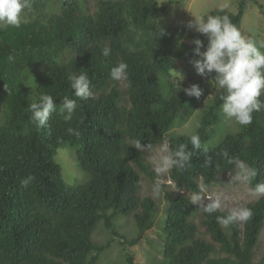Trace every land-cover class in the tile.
Instances as JSON below:
<instances>
[{"label":"trees","instance_id":"trees-1","mask_svg":"<svg viewBox=\"0 0 264 264\" xmlns=\"http://www.w3.org/2000/svg\"><path fill=\"white\" fill-rule=\"evenodd\" d=\"M94 2L90 14L83 0H32L25 13L33 18L19 28L0 30V102L7 110L0 125V264H97L109 247L92 240L98 222L111 241L136 246L152 230L157 206L149 198H138L140 176L155 183V174L134 140L147 148L165 141L168 149L187 144L193 151L190 166L169 172L175 187L187 193L198 194L232 172L237 165L229 160L257 170V177L249 178L251 188L264 181V107L253 113L249 126L212 144L222 123L214 73L197 80L188 77L180 86L198 84L199 99L169 81L178 59L186 54L200 59L192 54L195 46L186 54L178 50L186 30L166 20L164 7L155 0ZM248 2L253 0H239L235 14L215 9L208 15H228L240 31ZM200 39L203 52L207 39ZM105 46L111 48L107 58L101 55ZM119 62L128 64L124 91L110 78ZM83 70L93 92L87 101L73 95L67 80L69 72ZM42 93L54 98L57 111L38 129L29 106ZM65 96L77 99L70 120L59 111ZM124 97L128 107L121 105ZM197 110L200 118L193 134L200 137V150L191 148L190 136L171 135ZM70 127L79 136L70 135ZM63 146L75 150L79 168L88 175L85 184L69 187L62 181L54 156ZM206 157L212 158L207 167ZM28 175L36 179L25 188L21 180ZM166 197L162 257L152 264H255L264 196L247 207L253 212L250 220L227 228L216 220L227 211L208 215L199 210L209 201L197 205L187 196ZM115 216L132 218L136 233L131 240L115 228ZM198 225L209 240L198 237ZM127 260L132 264L131 255Z\"/></svg>","mask_w":264,"mask_h":264},{"label":"clouds","instance_id":"clouds-1","mask_svg":"<svg viewBox=\"0 0 264 264\" xmlns=\"http://www.w3.org/2000/svg\"><path fill=\"white\" fill-rule=\"evenodd\" d=\"M32 0H0V30L6 27L19 28L21 26L23 14L31 8ZM187 29H194L197 33L207 39L205 43L201 39H194L191 43L195 46L192 49L194 57L189 63L194 68L197 75L205 77L213 74V83L218 90H221L220 111L226 123L234 124L239 127L249 126L253 121V113L258 112L264 107V101L260 99L264 95V43H257L252 39H245L238 28L233 25L228 15H207L196 18L194 22L186 25ZM111 54V48L105 46L101 50V55L105 58ZM177 80L179 91L183 90L186 96L199 99L202 90L198 84H192L187 88L181 89L180 84L184 76L173 69ZM128 77V64L119 62L110 70V78L117 82L126 81ZM67 80L73 95L79 100L87 101L93 98L90 87V80L86 71L69 72ZM77 108V99L65 96L59 108L60 113H67L65 120H70ZM30 120L38 128H45L50 117L57 111L54 98L48 94H41L30 106ZM189 125L186 124L185 127ZM70 135L79 136V131L68 128ZM191 148L200 150L201 141L198 134L189 137ZM133 146L137 150H142L148 146L142 145L139 140L133 141ZM206 150V149H205ZM227 155V153H225ZM193 151L189 150L188 145L181 143L175 149H165V154L161 155L156 167L157 173H168L172 169L177 171L186 170L190 166ZM229 163L236 164L246 173V178H256V169H247L242 161L229 160ZM212 158L204 159V166H210ZM35 176L28 175L21 180V185L27 188L35 181ZM255 197L264 196V181L256 183L250 189ZM152 194L160 196L163 188L159 181L152 186ZM199 199L195 197L194 200ZM222 208L219 198L210 200L206 204H200L203 213L212 215ZM253 216L252 209L245 207L232 208L227 215L217 216V223L227 228L233 224L246 222Z\"/></svg>","mask_w":264,"mask_h":264},{"label":"rangeland","instance_id":"rangeland-1","mask_svg":"<svg viewBox=\"0 0 264 264\" xmlns=\"http://www.w3.org/2000/svg\"><path fill=\"white\" fill-rule=\"evenodd\" d=\"M86 3V7L90 14L95 12L94 0H83ZM160 6L164 7V18L173 23L178 28L186 30V36L184 42L178 49L181 53L186 54L190 46H194L191 41L194 39H200L203 35L197 33L194 29H187L186 25L189 22H194L196 18L201 16H207L211 11L215 9H225L230 13L235 14L237 4L239 0H155ZM30 17L29 14L24 13L22 21H27ZM240 32L245 39H252L259 43H264V0H253L248 2L244 14L241 19ZM264 51V49H261ZM191 59L186 54L183 58L176 61L175 71L180 72L184 79L180 86L185 83L188 77L194 80L199 79L194 71V68L189 63ZM170 83L174 86H178L180 83L173 73L170 72ZM160 82V81H159ZM121 91L125 90V83L115 82ZM164 92V91H163ZM165 94V92H164ZM25 96L31 95L30 93H24ZM123 107H128L126 98L121 101ZM7 119V110L2 102H0V125L4 123V119ZM200 118L199 110H197L193 116L189 119L188 127L186 124L176 125L175 129L171 132V135H184L190 136L194 133L197 123ZM3 122V123H2ZM239 126L226 123L222 116V123L217 130L212 144L216 143L226 133L237 131ZM168 138V137H167ZM165 149H168L167 141L162 145L145 148L140 150L141 154L146 161L147 166L155 174V182L159 181L163 188V194L160 196H154L152 194L153 182L149 181L143 175H141L142 189L138 194V198H149L153 200L157 206V216L152 230L147 232L143 239L134 247L128 245H121L119 241L112 240L110 234L104 229L102 222H98L97 230L93 234L92 240L95 244L105 245L109 243V247L101 255L97 264H129L128 256H132V264H152L153 259L157 261L160 259L162 252V244H164V234L162 228L164 227V207L166 203V196L174 198L177 196H187L191 198L195 204L210 201L219 198L222 202V208L219 211L229 212L232 208L245 207L255 203L260 197H255L251 194L249 185V178H246V173L242 171L238 166L230 173L219 176L214 183L208 188H201V192L198 194L187 193L183 189H178L171 182L168 173H157L156 167L161 155L165 154ZM54 162L61 169V179L69 187L85 184L88 181V175L84 173L78 166L75 158V150L68 146H63L56 151L54 156ZM246 167V166H245ZM247 168V167H246ZM248 169V168H247ZM200 183V182H199ZM195 197L199 199L194 200ZM196 224L199 221L197 217L195 219ZM112 222L117 230L124 235L127 240H131L136 229L132 218H123L121 216H115ZM199 238L209 240L202 227L198 225ZM253 262L255 264H264V228L259 236L258 245L254 252Z\"/></svg>","mask_w":264,"mask_h":264}]
</instances>
